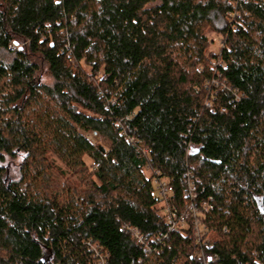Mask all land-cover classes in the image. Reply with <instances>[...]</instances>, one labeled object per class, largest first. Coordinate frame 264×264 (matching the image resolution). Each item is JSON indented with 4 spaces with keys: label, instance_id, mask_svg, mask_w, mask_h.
<instances>
[{
    "label": "trees",
    "instance_id": "trees-1",
    "mask_svg": "<svg viewBox=\"0 0 264 264\" xmlns=\"http://www.w3.org/2000/svg\"><path fill=\"white\" fill-rule=\"evenodd\" d=\"M3 81L0 264H264V0H0Z\"/></svg>",
    "mask_w": 264,
    "mask_h": 264
},
{
    "label": "built area",
    "instance_id": "built-area-1",
    "mask_svg": "<svg viewBox=\"0 0 264 264\" xmlns=\"http://www.w3.org/2000/svg\"><path fill=\"white\" fill-rule=\"evenodd\" d=\"M188 185V198L189 203L186 205L183 212L171 208L168 205L165 206L164 214L166 216L165 222L168 228V232L175 233L189 228V222L192 220L191 229L195 235L198 245H203V235L207 230L203 229L202 220H206L209 216L219 221H224L227 218V214L222 209L217 208V199L212 196L198 197L196 183L192 178V175L187 176ZM161 193L163 197L169 195V190L161 187ZM134 239L139 246H142L146 250H149L150 246L145 236L137 230H132ZM198 257L206 262L205 253L201 250L198 253ZM212 264H219L220 260L217 256L213 257L210 261Z\"/></svg>",
    "mask_w": 264,
    "mask_h": 264
},
{
    "label": "rangeland",
    "instance_id": "rangeland-1",
    "mask_svg": "<svg viewBox=\"0 0 264 264\" xmlns=\"http://www.w3.org/2000/svg\"><path fill=\"white\" fill-rule=\"evenodd\" d=\"M208 37H209L210 39H213V40H214V45H213L211 51H213V52L216 53L217 50H218V48H219V43L221 44V41H220V39H218V37L214 36L213 34H209ZM9 85H10V84H9L7 81L0 82V91H1L2 89H6V88H8ZM229 208H230V207H229Z\"/></svg>",
    "mask_w": 264,
    "mask_h": 264
},
{
    "label": "water",
    "instance_id": "water-1",
    "mask_svg": "<svg viewBox=\"0 0 264 264\" xmlns=\"http://www.w3.org/2000/svg\"><path fill=\"white\" fill-rule=\"evenodd\" d=\"M98 2H101V1H103V0H97ZM259 209H260V211L261 212H263L264 211V208H263V204H259Z\"/></svg>",
    "mask_w": 264,
    "mask_h": 264
}]
</instances>
